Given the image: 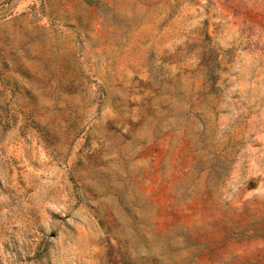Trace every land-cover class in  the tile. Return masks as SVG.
Segmentation results:
<instances>
[{"label": "rangeland", "instance_id": "rangeland-1", "mask_svg": "<svg viewBox=\"0 0 264 264\" xmlns=\"http://www.w3.org/2000/svg\"><path fill=\"white\" fill-rule=\"evenodd\" d=\"M0 264H264V0H0Z\"/></svg>", "mask_w": 264, "mask_h": 264}]
</instances>
